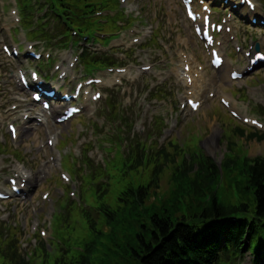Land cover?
Segmentation results:
<instances>
[{"label":"rangeland","instance_id":"rangeland-1","mask_svg":"<svg viewBox=\"0 0 264 264\" xmlns=\"http://www.w3.org/2000/svg\"><path fill=\"white\" fill-rule=\"evenodd\" d=\"M89 1L93 4L106 3L112 11L120 12L118 0ZM141 7L145 10L144 19L150 22H159L156 25L162 28L167 38L173 42L174 48L181 47L177 39L176 25L181 29L184 28V24L177 3L174 0H144ZM154 17L157 19H152ZM157 54L158 52H155L152 55V62L158 59ZM152 79H155V77H152ZM148 84H151L150 80L145 82V86ZM134 87L136 86L131 87L129 85L122 91L114 93L120 111L116 133L123 139L122 144L127 145V149L133 141V134L137 130L136 125H142V120L138 115L140 113L146 115L137 102ZM170 88L173 91L179 88L173 79L167 81L163 90ZM138 89L143 93L141 91L143 86L138 85ZM1 96H6V94L0 91ZM127 99L133 102L128 104L126 103ZM101 106L102 111L105 112V106L103 104ZM175 109V118H178L179 121L177 136L178 139L182 137L181 141H184V143H181V154L178 162L182 163L184 158L189 155V142L195 141L199 137H201L202 152L206 156L221 162L228 150L227 143L222 137L223 129L229 126L224 120V115L215 110L214 105L206 106L198 115H191L178 110V108ZM161 114L167 117V110L164 109ZM144 126L145 133L140 135L136 133V138L138 136L144 138L147 133L155 130L147 124ZM190 132L193 133L191 137L194 138L191 140L189 138L188 143H185L186 140L183 137ZM247 137V132L244 136L237 137V141L243 147V153H248L251 158L264 156V142L251 141ZM154 140H157V146L159 147L162 140L159 137H155ZM173 144H175V141ZM29 146L33 147V143H30ZM171 155L164 160L167 161ZM153 166L149 159H145V162L138 169H128L123 165L117 166L116 163H112L106 174L107 183H99L97 187H91L90 190L88 188L83 189L85 209L75 205L71 206V224L69 226L68 223L61 224L57 216L52 218L50 235L52 252L58 254L60 250L68 251V259L77 258L81 260L82 257H89V264H135L132 252L133 247L136 246L134 238L138 232H142L143 226L149 224L148 212L152 208L158 210L164 206V199L162 198L165 197V193L154 195L151 192L152 198L145 203H134L136 197L126 193L130 189L136 190L141 186H147L152 180ZM166 172L168 173V170ZM162 186L163 188L168 187L167 177L163 180ZM59 206L64 207L63 203H60ZM166 206L169 208L170 205L166 204ZM28 208L29 206H22L19 210L21 214L17 216V219L22 220L23 214L27 219H32L33 215ZM5 229L4 233L8 236L4 234L0 236V264H12V253L8 249L9 242L6 241L20 239V232L13 228ZM40 254L42 252L38 251V256ZM248 259L249 257L246 258L244 264H248Z\"/></svg>","mask_w":264,"mask_h":264},{"label":"trees","instance_id":"trees-1","mask_svg":"<svg viewBox=\"0 0 264 264\" xmlns=\"http://www.w3.org/2000/svg\"><path fill=\"white\" fill-rule=\"evenodd\" d=\"M247 180H249V184L251 185V187L253 188L254 192V199L256 201V203L259 204V211L261 214L264 215V172H257V173H253L252 174H248L247 175ZM249 178V179H248ZM212 181H214L212 178L209 179V182L211 183ZM154 225L160 229L161 233H165L168 228L169 225L167 222L161 221L159 220L157 217H155L153 219ZM154 240L157 239V236L154 235ZM182 241H184V235L181 236ZM171 245L175 246V241L171 240ZM143 248L146 250L147 254H150L153 252V248L150 245H146L143 244ZM164 256V251L162 249L159 248V250L156 251L155 254H152L149 257V261L146 262V264H153L156 263L158 261H161L163 259ZM175 263H177V261H175Z\"/></svg>","mask_w":264,"mask_h":264},{"label":"bare ground","instance_id":"bare-ground-1","mask_svg":"<svg viewBox=\"0 0 264 264\" xmlns=\"http://www.w3.org/2000/svg\"><path fill=\"white\" fill-rule=\"evenodd\" d=\"M197 160H195V161H193V160H191L190 158H184V161L182 162V167H184L185 166V164L186 165H192L193 163H195ZM162 199H164L163 201H164V205H165V203H166V200H165V198L163 197ZM161 208H163V207H161Z\"/></svg>","mask_w":264,"mask_h":264}]
</instances>
